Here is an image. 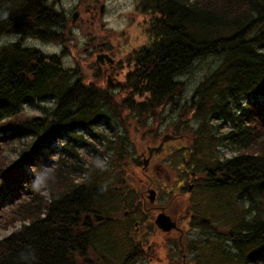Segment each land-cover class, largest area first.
Wrapping results in <instances>:
<instances>
[{"label": "trees", "instance_id": "trees-1", "mask_svg": "<svg viewBox=\"0 0 264 264\" xmlns=\"http://www.w3.org/2000/svg\"><path fill=\"white\" fill-rule=\"evenodd\" d=\"M138 2L141 12L150 14V40L126 56L132 68L124 79L107 74L127 93L120 101L83 78L79 68L66 66L60 55L24 44L31 36L61 38L66 18L53 2L0 0V38L21 35L0 45V140L28 136L20 158L0 173V202L13 199L15 191L19 195L25 184L29 191L0 211L20 222L0 238V264H119L109 255L106 262L94 231L106 220V199L120 196L130 183L128 166L137 159L128 148L130 138L120 141L107 131L123 126L130 132L125 111L134 115L136 126L148 127L149 120L162 123L164 111L176 106L194 112L197 121L184 124L191 135L187 148L199 159L198 167L187 168L199 177L197 187L209 200L228 192L239 211L218 206L225 214L220 223L227 227L213 239L189 241L188 252H194L196 264H264V0ZM207 59L212 68L188 106L180 103L183 76ZM27 103H36L41 113L26 115ZM224 121L229 129H223ZM97 138L104 148L98 149ZM56 140H66L63 154L53 169L42 170L44 161L53 159ZM112 147L116 157L107 152ZM222 148L234 154L221 157ZM28 165L36 166L34 173ZM217 212L209 218L217 219ZM208 219L197 226L218 227ZM129 249L120 264L140 255L139 246L129 243Z\"/></svg>", "mask_w": 264, "mask_h": 264}, {"label": "rangeland", "instance_id": "rangeland-1", "mask_svg": "<svg viewBox=\"0 0 264 264\" xmlns=\"http://www.w3.org/2000/svg\"><path fill=\"white\" fill-rule=\"evenodd\" d=\"M50 1L54 3L57 10L65 14V27L59 30L61 38L55 41H44L31 36L24 39V44L38 48L47 54L60 55L66 66L79 68L83 78L88 79V82L104 86L116 94L118 100H123L126 97V91H123L120 85L113 86L107 74L114 73L117 77L124 79L126 71L132 68V66L127 68L126 56L133 49L149 42L150 35L147 32L146 20L150 18V14L145 15L141 12L138 0ZM75 11L78 16L74 20ZM20 37L21 35L17 33L4 35L0 38V45L16 42ZM99 53L104 54V63L98 59ZM121 63H124L122 69ZM212 66L209 59L200 61L195 65L192 73L189 72L183 76L185 90L180 103L186 102L188 106V100L195 92V87ZM24 111L29 116L41 113L36 103L25 104ZM125 112L127 113L123 115L127 125L130 126V132L128 133L127 129L121 125L122 127L116 128V133L110 130L107 133L117 134V139L120 141H122L120 136H124V139L127 137L128 140L130 138L128 148L135 152L137 162L128 166L130 183L128 182L127 187L129 190L125 185L126 188L120 196L111 200L106 199L104 202L107 211L106 220L94 231L97 247L99 249L104 247L102 253L106 257V262L109 255L114 257L116 262L121 263L130 251V243L140 247V255L130 264H196L194 252H188L189 241L195 242L205 236L213 239L214 235H217V230L227 227L220 223L225 220V214L218 206L225 205L227 210L235 208L237 214L239 212L237 204L233 196L226 191L209 195L210 200L204 198L202 192L205 190L196 185L199 177L191 170H187L190 163L194 167L199 165V159L191 157L190 150L185 152V145H189L191 135L188 128H184V124L185 122H189V125L197 123L192 111L186 113L179 106L166 109L162 123L154 124L149 120L148 127L136 126L137 120L131 118L134 115L131 112ZM149 129L153 133L149 132ZM27 137H16L0 145V173L20 158ZM100 140L95 142L98 149L105 147ZM64 142L56 143L54 148L56 159L45 160L42 170L53 169L58 164L57 155L62 151ZM150 147H154L152 153L149 151ZM107 152L112 157L117 156L114 147L107 149ZM233 154L234 152L226 148L219 150L221 157H229ZM145 160H148L147 165ZM34 169H36L35 165L29 167L30 171ZM151 188L156 191L155 201L150 199ZM27 189L28 186L24 188L23 194L18 199L29 196ZM44 193L47 195L46 191ZM11 205L12 201H6L2 208L6 209ZM215 207L219 213L217 212L218 214L215 215L217 219L214 220L209 218L211 217L209 212H215ZM2 208L0 207V211ZM161 210H165L177 220L180 227L178 230L164 232L157 227L155 217ZM207 219L212 224L218 223V227L204 231L200 229L201 226H197V222L204 223ZM19 226L18 220H13V217L9 218L4 213L0 214V238Z\"/></svg>", "mask_w": 264, "mask_h": 264}, {"label": "water", "instance_id": "water-1", "mask_svg": "<svg viewBox=\"0 0 264 264\" xmlns=\"http://www.w3.org/2000/svg\"><path fill=\"white\" fill-rule=\"evenodd\" d=\"M77 16V13H75V18ZM101 58V56H99ZM150 198L153 200L155 197V191L153 189H150ZM157 225L165 231H170L172 228H176L177 224L176 221L172 220L170 215L166 214L164 211L161 212L157 218H156Z\"/></svg>", "mask_w": 264, "mask_h": 264}]
</instances>
